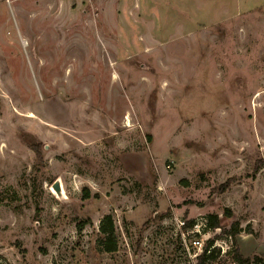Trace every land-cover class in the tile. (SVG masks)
Returning <instances> with one entry per match:
<instances>
[{
	"label": "rangeland",
	"instance_id": "374dc122",
	"mask_svg": "<svg viewBox=\"0 0 264 264\" xmlns=\"http://www.w3.org/2000/svg\"><path fill=\"white\" fill-rule=\"evenodd\" d=\"M211 214L264 257V0H0V264H233Z\"/></svg>",
	"mask_w": 264,
	"mask_h": 264
},
{
	"label": "trees",
	"instance_id": "16d2710c",
	"mask_svg": "<svg viewBox=\"0 0 264 264\" xmlns=\"http://www.w3.org/2000/svg\"><path fill=\"white\" fill-rule=\"evenodd\" d=\"M205 228L207 230H221L228 235L230 240L232 241V248L234 249L228 253V257L233 264H264V257L260 258L258 256L251 258L244 257L237 248L236 236L239 234L240 230L236 224H233L229 230H222L219 222V218L217 215H208L205 219ZM188 228L193 227V222H189L187 224ZM99 245L103 252L106 253H114L118 249L117 241L115 238V226L113 219L110 215H106L102 218L99 223ZM203 229V231H204ZM213 240L208 241L203 249L201 255H199L196 259V264H207L208 262L214 261L218 254L219 250L216 248H212Z\"/></svg>",
	"mask_w": 264,
	"mask_h": 264
},
{
	"label": "built area",
	"instance_id": "2783aa9c",
	"mask_svg": "<svg viewBox=\"0 0 264 264\" xmlns=\"http://www.w3.org/2000/svg\"><path fill=\"white\" fill-rule=\"evenodd\" d=\"M183 225V224H182ZM194 227V226H193ZM189 228L188 229V231L190 232V234H192V235H195V234H199L200 232H199V226L197 227V228ZM191 247L193 248V249H200V250H198V251H200L201 252V243L197 240V239H193L192 241H191ZM212 248H215L213 245L211 246ZM202 252H203V250H202ZM202 252H201V254H202ZM196 253V252H195ZM201 254H193V257L194 258H196L197 259V257L199 256V255H201Z\"/></svg>",
	"mask_w": 264,
	"mask_h": 264
}]
</instances>
